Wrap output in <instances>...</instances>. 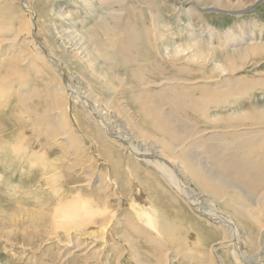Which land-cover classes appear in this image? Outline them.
<instances>
[{
	"label": "rangeland",
	"instance_id": "rangeland-1",
	"mask_svg": "<svg viewBox=\"0 0 264 264\" xmlns=\"http://www.w3.org/2000/svg\"><path fill=\"white\" fill-rule=\"evenodd\" d=\"M76 1L0 0V264H218L219 259L221 264H239L229 242L216 244L225 237L222 226L209 223L197 212L200 208L184 202L180 190H172L168 179L154 168L157 164L138 161L113 138L105 137L101 123L68 98L72 92L67 86L75 95L90 93L88 97L98 102L95 108L105 112L108 129L117 128L109 118L117 114L138 140L146 136L173 147L172 143L190 139L187 155H194L199 166L220 168L219 162L232 164L235 155L244 157L239 159L243 164L254 153L264 162V82L255 94L235 96L240 91L235 88L264 80V45L254 43L264 41V35L247 29L252 23L264 32V0H139L135 4L113 0L116 11L109 18L103 17L107 8L99 0H85L88 5L92 2L89 9ZM214 3L219 9L208 8ZM65 10L77 21L67 34L61 33L64 25L57 19ZM129 23L140 38L138 52H144L145 37L154 51L148 57L156 64L142 72L156 82L149 87L121 73L134 69V76L140 77L136 71L145 64H137L133 54L116 63L126 56L119 54L117 43L125 48L120 33ZM207 25L214 29L211 35L205 32ZM243 30L246 35L241 40L233 38L225 46L227 34L243 35ZM192 40L208 55L194 57L198 51L187 48ZM37 44L62 67L61 76ZM249 46L251 52L239 57ZM83 54L93 59L94 70ZM172 78L193 83L160 85ZM149 89L157 91L159 104H151L153 95L148 100ZM147 101L149 116L155 109L169 111V125L175 132L181 130L182 136L172 140L154 119L146 118L141 106ZM209 136L213 138L206 142ZM245 136H256V144ZM162 150L168 155V162H163L168 167L186 155ZM221 167L226 171L221 175L239 184L235 172ZM78 194L89 198L97 212L86 207V214H68L73 219L65 227L58 218L64 209L61 201ZM211 199L245 235L237 240L239 249L257 258L253 264H264L260 206L250 219L219 197Z\"/></svg>",
	"mask_w": 264,
	"mask_h": 264
},
{
	"label": "bare ground",
	"instance_id": "bare-ground-1",
	"mask_svg": "<svg viewBox=\"0 0 264 264\" xmlns=\"http://www.w3.org/2000/svg\"><path fill=\"white\" fill-rule=\"evenodd\" d=\"M121 1H123V0H119V2H121ZM131 1L133 4L139 2V0H131ZM76 2L81 3L83 6L87 7L88 9H89V7H92V2L89 3L90 6L87 4V2L85 0H79ZM98 4H100L102 7L104 6L105 9L107 8V11L103 14V17H105V18H109L108 15L112 14L113 12L116 11L114 9V7H116V4L114 3L113 0H99ZM24 6L26 7L27 5L24 3ZM248 6L250 8L251 5H248ZM211 7H213L212 9H214V10L219 9V6L216 3H214V5H210L208 8H211ZM138 8H143V7H141V5H139ZM208 8L204 7V9H208ZM69 12H71V11L65 10L57 18L58 20H60V22H62V25H64V26H60L61 33H64V34H67V32H72L73 30H70V29H73L74 27H76V25H75V23L77 22L75 20L76 17H71ZM256 25L253 26L252 23H249L247 29L250 30L251 33H256L257 35H264V32L261 31L260 29H257ZM132 30H133V25L130 23L126 24L121 29L120 35L124 36L122 39V42L125 43V45H124L125 48L121 45L120 42H118L117 43V49L119 50L120 55H126V56H124V57L120 56L117 59L116 63H117V65H120L123 61H125L128 58V56H131L133 54L131 57L135 60V62L137 64H140L139 62H143L145 64V65L139 66L140 71H138V72L136 71V73L140 74V77L137 78L134 76V72H135L134 69H128V71L127 70L124 71V69H121V73H123V74L125 73L126 76L129 75L134 81L137 82V84H140V85H141V81L143 80V84L145 85V87H149L151 85L156 84V82L153 80L148 81V78L146 77V75L144 73L142 74V72L144 71V67H146V66L151 67V66L156 64V62L153 59L149 60V57H148L149 52L154 53V51H153L152 46L147 41V38L145 37V39H144L145 46L142 47V50L144 52L139 53L138 48H139L140 38H138L136 36L135 32H133ZM142 31L145 33L147 32V30L145 28H142ZM213 31H214L213 27L208 26V25L206 26L205 32H208L211 35L213 33ZM244 31L245 30H243V35L237 34V33L227 34V36H225V42H224L225 46H230L227 44V42L233 38L241 40L242 37H244L246 35L244 33ZM32 33H33L32 31L29 32V34H31V36L33 35ZM214 34H215V32H214ZM200 36H201V34H200ZM210 37H212V36H210ZM254 43H255V45H258L260 47L264 45V41H257ZM38 44H40V43H38ZM38 44H37V46H38ZM198 46H199V49H198ZM203 47H204V45H203ZM250 47L251 46L245 47V49H242L239 57H241L245 53V51L251 52ZM187 48H188V50L191 48V49H193L192 51H198V54H195V52L193 53V56L197 57V58H202V57H204V55H206V54L208 55V52H209L208 50H206V53L201 52L200 51L201 45H198L197 41H194V40H192V45L187 47ZM255 48H257V46ZM34 50H35V48H34ZM38 50L40 52L45 53V51H44L45 49H43V47L40 45L38 46ZM204 50H205V48H204ZM174 51L178 53L180 50L174 49ZM35 53H38V51H36ZM45 54H44L46 57L45 60L47 62H49L52 65V67L55 68V70H57V73L61 76L62 73L65 71L64 70L61 71L62 67L59 68L57 66L54 58H52V56L48 52H46ZM83 56L85 57V59H87V64H88L89 68H92L94 70V66L91 64L93 59L88 54H85V55L83 54ZM85 61L86 60H84V62ZM53 64H54V66H53ZM237 66L242 67V65H237ZM150 76L153 77L151 75V73H150ZM141 77H142V79H141ZM174 78H172L173 80L172 79L162 80L161 81L162 83L160 85H163L165 83H179L182 85L193 83L191 80H188L186 78L181 79V80L180 79L179 80L174 79ZM120 80H122V78ZM260 81L264 82L263 79H255V81L250 83L248 86H245L243 88H235L236 90H240L239 93H237L235 96L236 97L237 96H250L252 94L259 92L261 89V85H262ZM67 87L72 92L69 94L68 98L73 99L72 102H76L81 107L86 108L87 112H85V113L87 114V116L90 113L95 117V120L98 124H99V122L101 123V124H99L101 126V127H99V130L101 133L107 135L105 137L113 138V141H115L116 145H119L122 148L123 147L126 148L131 154H133V156H135V158L138 161L145 162L148 165L151 163L157 164L154 168H157L159 171H161L162 172L161 175L163 174L162 176L164 178L168 179L166 182H168L169 184L172 185V187H174L173 189L171 188L172 190H174V191H177V189L180 190L179 193L182 195V196L181 195L180 196L183 198L184 202L186 201L189 205H192L195 208H200V211L199 210L198 211L196 210V211L198 213H200V216L206 218L209 221V223L215 224L217 226L218 225L222 226L221 228H223V230L225 231V233H224L225 237H223L224 240L221 239L216 244H219V243L222 244V243H228L229 242L231 245L230 251L235 256V258L239 264H253V263H255L257 258L251 259V257H249V255L246 254V252H244L243 250H240L239 249L240 246L238 247V245H237L239 243V242H237L238 239L245 238V235L241 234V231H239L238 224L235 222V220H233V218H231L227 215H224L220 211V209L216 206V204L213 203L211 196H216V197H219L220 199L224 200L225 204L231 205V209L232 210L234 209L239 214L240 213L242 214L243 212H245L250 219H253L252 214L256 211L255 208L258 206L261 207V208L259 207L260 213L261 214L264 213L263 212L264 211V162L261 161L262 157H261V160L257 159V157L261 156L260 154H258V153L252 154L251 157L249 156L248 158H246L244 160L243 164L240 163L239 159H244V157L241 156L238 158L237 155H235L233 157L232 161L233 160H235V161H233L232 164H228V163H226V161L223 162L222 164H221V162H219L220 168H222L221 166H223V167H225V169H228L227 173H230V172L236 173V176H234V177L239 182V184H238L237 182H235V180L233 178L229 179L228 176L226 177V175H221L223 171L224 172H226V171L225 170L221 171L220 168H217L219 165L216 167H212L210 165L209 166H201V165L199 166L197 164V162L194 161L195 160L194 155H192V154L187 155L188 150L191 148V142L189 141L190 139H185L181 143L178 142L177 144L172 143L173 147L169 146L168 144H166L164 142H160V144H159L158 143L159 141L156 142L152 138H147L145 135H142L145 137H143V140L140 139L141 140L140 141V140L134 138V136H132V134H131L132 132L131 133L128 132L127 127H126L127 124L125 125L124 124L125 122L123 123V121H122L123 118H121L117 114H113V115L110 114V117H109L110 119L112 118V121L114 123L113 127H115V128L117 127V128L116 129H113V128L108 129L106 126V122H105L106 116H103L105 112H101L102 109H98L99 106H98V108L96 107L97 109L95 108V106H97L96 104H98V102H95L96 103L95 104L93 99L88 97V96H90V93L84 94L83 92H78L79 94H82V95L81 96L75 95V93L72 91V89L69 88V86H67ZM81 88L83 89L84 87H81ZM160 89H165V88L161 87ZM196 90H198V89H193V91H196ZM84 91H88V90L85 89ZM148 93H149V95H148ZM145 95L148 98V100H149V97L151 95H153L150 99V102L153 106H155V104H159L158 100H156L157 91H155V90L153 91L152 89H149L148 92L145 91ZM203 103H204V105L208 104V97L204 100ZM104 106H105V104H104ZM141 112L146 116V118L154 119L156 124L167 135H169L171 139L177 135L182 136L181 130L178 132H175L171 128V126L169 125V122L172 124L169 111L168 112H162V111H160V109H155L154 114L149 116V101H147L146 103L145 102L142 103ZM90 114H89V116H90ZM88 120L90 121L91 118H88ZM174 121H176V120H174ZM247 128L248 127H245L243 129H247ZM140 129L137 131L142 133L143 131H141ZM125 133H127V134H125ZM138 134H140V133H138ZM129 136H131V137H129ZM187 137H191V136H187ZM245 137L247 138V140L250 143H254L257 141L256 136H245ZM210 138L212 139L213 137L209 136V137L205 138V141L208 142L210 140ZM172 140H175V139H172ZM243 143H245L244 140H242V144ZM145 144L147 145V147L144 146ZM254 144H256V143H254ZM178 145H179V147L175 148ZM212 145H214V144L209 143L207 146H212ZM162 149H166V150L169 149L170 151L175 149L174 150L175 152H178V151L179 152H185L186 155L182 160L178 161V163H175L174 161L170 160L172 166L168 167L167 165H165L163 163V162H168L167 161L168 155L163 154L161 152V151H163ZM171 155H173V154H171ZM215 160H216V158H215ZM245 166H247L246 169H243ZM167 176L171 179H169ZM248 176L250 178L248 180H245V177H248ZM180 180L182 182H184V184H185L184 186L182 185V182ZM245 182H248V183L244 184ZM196 184H198L200 187H202L205 190V192L211 193V196H207V195H205V193L199 191L198 190L199 187ZM179 185H181V187L185 189V190L183 189L185 194L181 193L182 192L181 187L177 188V187H179ZM101 187H102V185H101ZM188 187H191V188H188ZM227 189H236L237 192L229 194L227 192ZM176 193H178V191ZM86 198L87 197L84 198L83 196L78 194L76 197H74L71 200L61 201V205L64 209L62 210V213L58 215V218L61 219L63 226L67 227V225H70V223H71L70 221H72V219H73V218L68 217L70 214L72 215L74 212H80L81 214H86V212H84L86 207L90 208V210H91L90 213L91 212H97L91 206V204H90L91 201L88 200L89 198L88 199H86ZM240 198L243 199L246 203H244L242 200H240ZM107 208H109V207H107ZM99 209H100V207H99ZM255 214H256V212H255ZM259 218H261V217L259 216ZM256 219H258V218H256ZM66 220L69 222H65ZM263 223H264V221H263ZM236 235H237V237H236ZM235 240L237 243H235ZM243 242L245 243V241H243ZM226 245L227 244H224V246H226ZM216 246L214 247V250H215V248H218V246L217 247ZM128 248H130V247H128ZM214 250L212 251V255L215 258L216 254H215ZM221 261L222 260L219 259L218 264H221L222 263ZM138 263L140 264V262H138Z\"/></svg>",
	"mask_w": 264,
	"mask_h": 264
}]
</instances>
